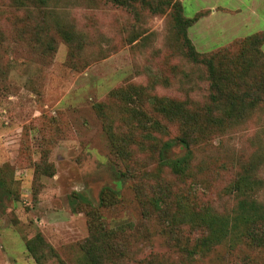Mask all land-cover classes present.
I'll use <instances>...</instances> for the list:
<instances>
[{"label":"rangeland","instance_id":"obj_1","mask_svg":"<svg viewBox=\"0 0 264 264\" xmlns=\"http://www.w3.org/2000/svg\"><path fill=\"white\" fill-rule=\"evenodd\" d=\"M120 2L0 0V264H96L85 251L90 241L103 248L100 264H264V246L222 243L191 258L184 248L201 233L172 222L165 232L143 210L163 194L173 199L170 214L181 201L232 213V184L246 175L260 181L249 194L264 203V70L221 55L236 39L264 35V0ZM178 9L195 20L187 34L197 62L175 26ZM210 59L223 83L217 102ZM131 87L143 92L147 113L154 98L173 99L205 126L187 177L159 161L177 126L167 135L141 126L111 95ZM127 137L118 157L115 140ZM115 170L134 172L119 188ZM107 186L121 196L100 209V233L88 207L74 209L72 200L83 193L98 205ZM121 223L129 228L118 240ZM38 236L46 243L41 263L28 248Z\"/></svg>","mask_w":264,"mask_h":264},{"label":"trees","instance_id":"obj_2","mask_svg":"<svg viewBox=\"0 0 264 264\" xmlns=\"http://www.w3.org/2000/svg\"><path fill=\"white\" fill-rule=\"evenodd\" d=\"M120 1V3L123 2V0ZM175 5L180 8V4L175 3ZM194 21V19L184 18L181 14V9H178L175 15V26L179 34H181L185 40V44L188 48V55L193 61L197 62L199 61L198 54L187 34V28L190 27ZM236 40L234 44L228 47L229 49H223L221 55H223L224 58L234 56L238 60L241 57H245L250 60L252 64L255 63L254 66L259 72L264 70V52L261 49L264 45V35L258 32ZM207 63L211 76L215 78L217 69L213 60L210 59ZM213 80V92L211 96L212 99L217 102L219 100L217 93L222 94L223 83L217 81L216 78ZM126 89L127 88L114 89L111 95L122 102L126 114L131 115V118L134 117L137 119V122L140 123L141 126L146 127V125L150 123V129L156 132H162V134L166 135L169 133L171 124L177 126L180 134L173 138H169L161 145L159 149V161L162 166L168 168L175 176L180 178L187 177L193 161L192 145L195 143L196 139H198L199 132L202 134L205 128V126L203 128L200 127L197 114L191 113L184 105L175 102L173 99L164 100L158 97L154 98L151 102L154 109H151V111L147 113L146 110H144V105L147 101L142 99L143 92L139 93L136 87H131L130 91ZM214 124L220 126L222 122H214ZM153 139H155V137H153ZM130 141L129 137H127L123 143L118 139L115 140L120 150L118 157H125V150H127V145ZM115 171L117 175L116 185L119 188H121L122 182L127 181L129 177L133 176L132 173L134 172L133 170L132 172L131 170ZM258 182L260 181L252 179L250 175L241 176V178L233 182L232 189L238 192L237 195L239 198L237 209L229 214H219L209 206L205 208L192 207L185 201L178 202L177 209L170 214L172 211L170 205L173 199L165 197L163 194H156L151 196L149 200L147 199L143 210H146L147 217H156L162 221L165 232L167 230L166 228L169 229V233L172 234L173 232L168 222H172L173 227L182 224L198 233L200 232L201 235L197 237L191 247L188 245L184 248V251L191 258L197 254L206 253L214 246L221 245L222 243H226L230 247H234L235 244L261 247L264 246V203L251 197L249 194V192L252 193L256 189L255 184ZM119 188L114 189L108 186L103 188L99 196L98 205H95V203L83 193H78L76 194V198L72 200V206L74 209L79 205L88 207V215L92 218L94 225L99 227L100 233H103L107 223L101 220L99 211L101 208H110L120 202L121 189ZM135 189L143 204L144 195L141 191V187L136 186ZM178 199L181 200V198ZM150 206L151 211L148 210ZM128 228V226L122 223L118 224L116 230L113 232L115 239L121 240L125 238L124 231ZM38 241L39 242L35 244L34 240H32L28 243V248L33 253L35 260L41 263L43 254L40 252L42 248L46 246V243L41 236H38ZM102 249L103 248H100L95 241L88 242L85 247L86 253L93 255L96 264L97 262L98 264L101 263L97 254L100 253Z\"/></svg>","mask_w":264,"mask_h":264}]
</instances>
